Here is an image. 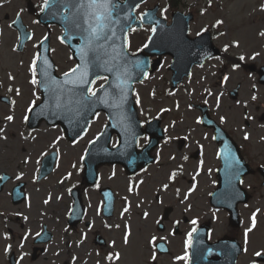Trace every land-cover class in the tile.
<instances>
[{"label": "rangeland", "instance_id": "obj_1", "mask_svg": "<svg viewBox=\"0 0 264 264\" xmlns=\"http://www.w3.org/2000/svg\"><path fill=\"white\" fill-rule=\"evenodd\" d=\"M38 0H32V6ZM166 0H147L142 7H148L159 3L162 12L165 9ZM196 10V17L192 24L195 30L212 24L218 25L220 33L216 41L229 56H235L236 64L227 69L220 65L218 70L212 67H205L197 70L193 76L186 79L181 87L172 89L169 77L163 76L160 71L154 72L143 83L134 86L133 99H135L138 118L145 124L151 118H161L162 125L166 132V139L163 140L159 152L160 158L156 164L149 166L147 170L140 173L134 180L135 187L130 193L131 187L117 167H101L98 169L99 185H108L114 191L116 198L115 212L111 221L100 224L105 236L109 239V247L112 248L113 257L108 262L96 258L87 261L85 264H150L148 251L150 241L147 235H133L130 243L124 241V226L132 221V229L144 222L141 220L142 211L136 212L135 204H154L158 210L150 209L148 221L154 219L157 212L163 205L170 203L184 206L190 209L185 216H193V220H206L210 223V239L215 240L226 234L228 226L226 211L217 210L208 204V197L213 190V183L209 173H189L181 167L179 152L176 149L178 137L181 136L178 127L192 125L198 132L192 130L195 140L205 144L204 140L207 131L196 123L199 113L192 107V104L206 102L213 108L214 117L223 118L227 123H233L243 127L244 119L250 122L247 130L254 129L253 121L264 114V89L256 83L255 75L245 70L243 65L255 64L256 67L264 64V0H183ZM27 0H0V15L3 12L14 14L23 12L25 22L33 29L32 40L26 43L22 53L14 49L15 33L7 26H3L2 42L0 45V85L11 88L16 94V101L13 107L0 106V174L7 173L8 167L12 175L27 174L28 182L27 200L23 205L14 207L11 219L8 183L0 193V264L7 263V253L14 250L15 255L21 258L20 264H81L80 256L77 254L73 241L75 237L66 236L64 232V218L69 212L71 200L68 196L69 187L72 183L80 180L78 177L82 170V160L86 144H88L105 124L104 114H98L91 122L82 137L75 143L70 144L61 137V128L49 127L45 124L35 131H30L24 122L28 117L26 107L37 98L32 82L34 74V60L37 48L36 43L46 34L38 23L30 15ZM141 7V8H142ZM1 17V16H0ZM59 29L53 27L51 34V55L58 60L59 70L70 68L71 62L66 48L61 44ZM149 34V28L131 32L128 37V50L139 49ZM228 66V64H227ZM222 76H225L223 79ZM240 85L238 98L233 99L229 91ZM248 113L244 115V110ZM7 117H12L11 120ZM253 117V118H252ZM260 123V122H259ZM139 146L144 142L138 140ZM113 144V141H112ZM191 148L193 144L190 143ZM207 148V147H206ZM204 150V168L209 170L212 166L210 150ZM58 150V163L54 173L49 179L35 183L34 174L36 164L40 156L49 150ZM184 151H188L184 148ZM211 155V156H210ZM8 162L6 164V159ZM194 163L188 170L194 169ZM172 169L175 173L174 181L166 190H162L167 184L164 172ZM165 176V177H164ZM156 183L152 182V179ZM189 180L191 182H189ZM165 187V186H164ZM255 195L250 202V208L256 207L255 224L256 230L247 234V243L243 237L242 243L244 252L239 258L238 264H251L254 257L252 253L261 252L264 254V217L260 208H264V190L260 185L255 186ZM182 197L181 202L178 200ZM89 205V212H94L98 207L99 196L95 189L84 192L83 199ZM181 212V208L177 207ZM175 216H180V212ZM93 214L89 213L91 218ZM94 216V215H93ZM101 216V215H100ZM98 215L94 217L99 219ZM248 216L245 217L244 231L247 230ZM53 233L51 242L47 243L42 257L35 262L30 261V253L33 238L41 231L42 224ZM83 229V228H82ZM86 244L89 245L91 235L84 231ZM70 241L68 252L63 254L65 242ZM106 253V252H105ZM182 264V263H180ZM264 264V263H260Z\"/></svg>", "mask_w": 264, "mask_h": 264}, {"label": "water", "instance_id": "obj_2", "mask_svg": "<svg viewBox=\"0 0 264 264\" xmlns=\"http://www.w3.org/2000/svg\"><path fill=\"white\" fill-rule=\"evenodd\" d=\"M144 1L110 0L108 8L112 16L110 22H105L107 27L104 30L106 35L111 37L110 39L90 38V31L96 27V20L90 15L93 10L88 7V0H49L42 13L47 17L45 23L54 22L63 28L64 33L61 37L77 62L74 69L79 66V71L57 76L49 56L48 38L40 43L37 70L40 81L39 90L43 96L41 104L31 110L28 125L36 127L41 120L51 125L60 124L66 137L74 140L85 130L91 117L103 111L108 123L101 134L91 142L83 159L84 178L88 184L95 182L97 167L103 163H119L129 174H133L138 168L145 167L152 161L150 151L162 137V131L158 126L159 120L155 119L148 123L142 130L137 119L134 101L131 99L132 84L143 80L149 68V57L152 54L163 55V53L172 56L171 83L172 87H176V84L188 74L196 59H200L199 62H201L207 55L218 53L212 45L209 33L206 32L195 39L188 38L190 16L183 17L182 14L176 13L173 16L172 26L166 27L164 20L156 17L158 6H155L145 11L141 15V20L137 21L134 10ZM65 9L67 12L63 13ZM42 15L38 17L41 22H43ZM141 22L153 23L155 28L147 45L140 52L129 54L126 45L127 32L132 26L140 28ZM18 28L20 31L18 49H21L24 42L29 39L30 33L23 26ZM113 33H115L114 36ZM85 68H87V79L90 83L81 84L79 78ZM99 76H105L107 81L95 91L96 95L92 96L88 94L89 87ZM260 81L264 82V80ZM202 118L203 124H206L208 119L206 115L203 114ZM114 133L117 135L118 144L111 148L109 142ZM145 133H148L150 137L149 143L138 152L135 150L136 139ZM54 156V152L45 156L40 166L38 179L48 175L52 170ZM6 181L7 174H3L0 178V190ZM20 192V187L17 186L15 203L23 197ZM102 193L105 199L104 214L110 216L113 212L114 198L108 188ZM72 194L77 204L71 210L69 217L71 224L77 220L76 210L79 202L77 192L72 191ZM212 203L220 205L216 193L212 196ZM208 229L209 227L204 225L201 227V234L195 235L194 245L191 246L192 264H234L239 250L235 254V259L228 261L224 258L227 238L210 245L207 242ZM50 239L51 234L45 231L37 241L45 242ZM11 258H13L12 255ZM260 258L264 259L263 256Z\"/></svg>", "mask_w": 264, "mask_h": 264}, {"label": "flooded vegetation", "instance_id": "obj_3", "mask_svg": "<svg viewBox=\"0 0 264 264\" xmlns=\"http://www.w3.org/2000/svg\"><path fill=\"white\" fill-rule=\"evenodd\" d=\"M59 2H57L58 4ZM165 9L159 12L160 16H163L165 19V22L167 24H170L172 14L176 11H180L182 13H192L193 16L195 14V9H193L188 3H184L183 0H166L165 2ZM27 5L30 6L33 11H41L45 7V0H38L36 3L33 4L32 6V0L27 2ZM149 8V7H147ZM145 9V8H144ZM143 10L140 9L138 10V15H140ZM8 16L7 13L3 14L4 19L5 17ZM9 19V18H8ZM6 19V20H8ZM11 21L9 22V26H11ZM192 24H190L188 31H189V37L195 38L205 32L206 30L209 31L210 36L212 38V41L216 47H218L221 50V47L218 44V41H216L218 34L220 33V30H218V25L212 24L209 26H203L197 29L192 28ZM54 26V25H53ZM53 26H44V29L50 34H52V28ZM143 28H149V32L151 30L150 26H145ZM61 32V30L59 29ZM60 35V33H59ZM59 37V36H58ZM61 38V37H59ZM61 41V40H60ZM61 44L64 46V44L61 42ZM66 48V46H64ZM66 53L69 54L68 59H70L71 66L70 68H66L65 70H59L57 69V63L58 60L54 59L55 62V70H57L58 74H66L67 72H70L72 69V66L74 64L73 59L70 58V52L68 48H66ZM157 59L158 60V66L153 70L154 72L156 71H161L163 73V76H168L171 77V71H170V62H171V57L167 54H163L162 56L156 57L154 56L151 61ZM220 65L222 68L225 70L227 68V62L225 59V53L221 52V54L214 55L212 57H208L206 60H204L203 64H196L192 67L190 75L193 76L194 72L197 71L198 69H204L205 67L209 66L212 67L214 70H218L220 68ZM36 74V73H35ZM33 74L32 76V81L35 80L36 82L33 83L34 86L36 87L35 89V94L36 96H40V92L37 89L38 81H37V74ZM165 74V75H164ZM255 75L256 83H258V76L256 73H253ZM190 76V77H191ZM224 79L225 76H222ZM259 84V83H258ZM262 86V85H261ZM264 88V86H262ZM5 96L6 98H2L1 96ZM264 100V99H263ZM16 101V94L14 91H12L11 88H5L4 86L0 85V106H6V107H13L15 105ZM37 104V101H34L30 103L26 108H32ZM207 106L206 103H203ZM208 107V106H207ZM209 108V113L211 115V108ZM214 118V117H213ZM217 122V124L224 128L226 130V133L229 138H231L232 143L230 141H219L216 139V136L214 134L213 128L207 129L203 128L204 131H207V134L205 135L204 140H206L205 144L199 143L200 141L195 140L193 137L195 134H192V130L194 132H198V129H195L194 126L192 125H183L181 127H178V130L181 133V136L178 137L176 140V149L179 152V160L182 162L181 167L189 173L196 174V178H198V172L202 173H209L211 182L213 183L212 187H215L218 183V180L220 182H225L230 186H233L234 183H236V179L240 177L241 185L245 189L246 192L250 193V199L246 201V203H239L237 206L238 214H240V226L234 228L233 225L230 224L229 222V215L227 216V222L226 225L228 226L226 234H223V236L229 235L232 236L236 239L239 240L240 245L242 247V253L244 252V246L242 243L243 237L247 236L248 233L253 232L256 230V224H255V215H256V207L250 208V202L254 198V191H255V186L260 185V187L264 190V176L262 173V169H264V115L257 117L256 120L251 119L253 121V126L254 129L252 130H247V126L250 125V122L247 119H244V126L239 127L236 124L230 125L227 123L223 118H214ZM260 122V123H259ZM198 126L200 127V119L196 121ZM25 126L27 127L28 130H32L31 128L28 127L27 122H24ZM44 125V124H41ZM40 126H37L39 128ZM35 130V129H33ZM62 139L70 144L75 143L78 141L80 138L74 140V141H68L63 133H61ZM166 135V132H165ZM83 136V135H82ZM80 136V137H82ZM166 139V137L164 138ZM163 139V140H164ZM162 140V141H163ZM147 143V140L144 141V144L142 146L137 147V149H141L143 146H145ZM190 143L193 144V148L190 149L191 145ZM88 144H86V147H84V151L88 148ZM161 144L160 142L157 144V146L152 150V156H153V162L150 163V165L147 166H153L156 164L157 160L161 156V152H159ZM207 147V148H206ZM186 148L188 151H184ZM202 148H206V150H210V153L212 157H209L212 159L213 163L212 166L210 167L209 170H206L204 168V150ZM225 148L227 149L226 152L222 153L220 156V150ZM55 152V162L53 164V170L49 174H53L54 170L56 169V165L58 163V150L52 149L49 150L47 153L43 154L40 156L38 163L36 164V173L34 174V181L35 183H39L42 180L49 179V176H46L42 179H37L39 171H40V166L42 163V160L47 156L49 153ZM227 153V154H226ZM210 155V156H211ZM6 159V157H5ZM8 162V159H6V164ZM194 163V169L193 170H188L190 165ZM222 165H225V169L223 172H219V169L221 168ZM105 167H109V165H103ZM101 166V167H103ZM115 167L119 168L122 175L126 177L128 180V185L131 187V191L135 187L134 180L140 173L144 172L147 170V168H140L134 173L133 175H129L126 170L124 169L123 166L121 165H114ZM111 166V167H114ZM100 167V168H101ZM7 170V180H8V191H9V202H10V213H11V219H15L12 216V212L14 211V207H18L20 205H23L26 200H27V186L28 182L26 180H23L26 178L27 174H22L18 175L19 177L15 178L12 173L11 169L8 167ZM247 171V172H245ZM166 176V181L167 184H164L162 190L168 189L169 186H171V181H174V176L175 173L173 172L172 169H169L167 172H164ZM164 176V177H165ZM78 177H80V180L72 183V186L69 187L68 191V196L69 199L71 200L70 207H69V212L67 213V216L64 218L65 226H64V232L66 236H71L75 237V240L73 241L77 254H79L80 259L82 262L81 264H85L89 260H93L96 258L102 259L105 262H108L110 257H113L115 253L112 254V248L109 247V239L105 236V234L102 231V227L100 228L99 220L101 221L100 224H105L106 222L111 221V218H106L103 216V204H104V198H102L101 191L104 189V187H108V185L100 186L99 185V174H98V180L93 184H87L85 181V178L83 177V167L82 170H80ZM199 179V178H198ZM152 182L155 184L156 180L153 178ZM189 182H191L189 180ZM19 186L20 187V193L23 195L22 199L18 201V203L14 202L15 199V188ZM89 189H95L97 191V194L99 196V201H98V207L94 212H89V205L86 202V199L84 197V192L89 190ZM72 191H76L78 194V205H77V220H75V224L69 225L68 222V217L71 213L72 207H74L77 202L74 200V196L72 194ZM132 194V193H131ZM182 197L178 200V202H181ZM161 206V205H159ZM158 206V207H159ZM134 208H137L136 212L142 211L141 215V220L144 222L143 224H139L135 229H132V221L127 222V224L124 226V241L130 243V238L133 235H147L148 239L150 241L149 249L148 251L150 252V255L148 257V260H150V264H188V259H189V246L192 241L193 233L196 228V225H198L200 222H204L205 220L198 221L196 220L197 223H193V216L188 217L185 216L186 211L191 213L190 209H186L184 206H180L179 204L177 205L176 203L172 204L170 203L169 205H163L156 214L154 215V219L151 221H148V217L150 215V209H156L158 210L157 203L156 205L154 204H148V205H143V204H135V206H132ZM177 207L181 208V212ZM180 212V216H175L176 212ZM259 211H262L263 217H264V208H260ZM89 213L100 216L98 220L92 215V217H89ZM248 218V223L250 224L247 228V230L244 231V222H245V217ZM46 226L45 223L42 224L41 230H43V227ZM47 228V226H46ZM83 228V229H82ZM84 231H89L91 235V240L89 245L86 244L87 239L85 238ZM41 234V231L39 234H37L34 238H38ZM100 236L102 244H99L100 242L97 241V237ZM250 236L248 235L245 239V242L247 243L248 238ZM33 238V239H34ZM163 242L164 245L158 246V243ZM33 244V241H32ZM63 250V254L68 252V248L70 247L71 243L70 241H66ZM39 247H36L34 244L31 247V251H33V254L30 253V261L35 262L38 261L41 257L42 254L44 253L46 249V245L42 246V251H38ZM36 251V253H34ZM106 252V253H105ZM234 252V249L231 250V254ZM15 253V252H14ZM241 253V254H242ZM240 254V255H241ZM258 252L252 253V256L255 257L257 256ZM33 255H37L34 259L32 258ZM238 257V262L239 258ZM16 256V255H15ZM17 264H20L21 258L16 256ZM253 263L251 264H259L256 263L255 260H252Z\"/></svg>", "mask_w": 264, "mask_h": 264}, {"label": "snow or ice", "instance_id": "obj_4", "mask_svg": "<svg viewBox=\"0 0 264 264\" xmlns=\"http://www.w3.org/2000/svg\"><path fill=\"white\" fill-rule=\"evenodd\" d=\"M45 3L47 4L48 0H45ZM109 3H110V0H88V7L93 10L90 13V15L94 16L96 20V27L90 31L91 39L100 40V39H110L111 38L107 36L104 31L105 28L107 27V23L105 22H110L111 16H112V12L108 8ZM77 27H79L78 24H77ZM114 35L115 33H113V36ZM35 62L36 61L34 60L33 63L35 64ZM77 71H79V66L76 69L72 70L73 73ZM87 75H88L87 68H85V71L81 73L80 78H79L81 84L90 83V81L87 79ZM32 82L35 83L36 81L33 80ZM89 91L91 92L92 96L96 95L94 91H91L90 89ZM121 91H123V89H121ZM85 99H87V97H85ZM7 119L11 120L12 117H7ZM193 223H195V221H193ZM257 255H259V253Z\"/></svg>", "mask_w": 264, "mask_h": 264}]
</instances>
